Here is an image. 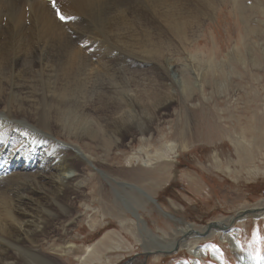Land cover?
<instances>
[{
	"label": "bare ground",
	"instance_id": "obj_1",
	"mask_svg": "<svg viewBox=\"0 0 264 264\" xmlns=\"http://www.w3.org/2000/svg\"><path fill=\"white\" fill-rule=\"evenodd\" d=\"M238 1L233 0V4ZM223 2L57 0L56 5L66 18L61 21L47 1L0 0V264H54V260L39 256L41 243L35 237L48 231L50 223L59 218L60 209L68 213L65 203L83 185L74 182L79 164L91 166L93 172L89 176L100 175L127 203V213H132L136 226L131 235L141 241L146 253L176 255L187 247L199 254L203 249L193 232L201 238L223 234L231 240V229L237 220L247 216L264 218L262 198L200 230L179 220L178 227L171 228L175 236L165 230L156 234L134 203H138V195L143 196V201L152 202L155 210L161 212L157 199L137 184L120 181L96 167V157L89 150L90 145L96 146L105 157L101 161H106L126 138L130 142L140 135L141 141L149 140L151 126L159 123L164 111L178 99L189 100L198 93L209 100L225 88H235L216 75H207L216 65L213 56L188 50L185 61L174 57L182 48L185 51L186 42L198 40L206 17L211 11L215 14ZM240 8L244 19L248 7L241 3ZM233 52L239 54L238 48L234 47ZM238 57L245 65L246 59ZM248 61L259 65L253 55ZM148 66L155 68L167 91L158 90L151 80L146 84L139 70ZM135 74L137 79H133ZM112 84L118 86L110 89ZM208 88L211 90L206 92ZM94 111L99 112L96 120L91 114ZM61 131L86 142V149L78 143L60 141L56 134ZM175 146L172 142L164 144L153 154L142 147L146 163L167 160L164 158L168 155L164 154L173 152ZM135 158V153L131 154L128 162ZM51 206L58 207L57 214L50 213ZM119 222L125 226L126 221ZM104 237L107 238L84 249L79 256L83 258L79 260L81 264L91 259L100 261L97 255L103 246V250L120 248L118 241ZM104 239L110 240V245ZM62 247L69 253L77 246L68 241ZM237 256V264H264V254ZM117 259L115 255L113 260Z\"/></svg>",
	"mask_w": 264,
	"mask_h": 264
},
{
	"label": "rangeland",
	"instance_id": "obj_2",
	"mask_svg": "<svg viewBox=\"0 0 264 264\" xmlns=\"http://www.w3.org/2000/svg\"><path fill=\"white\" fill-rule=\"evenodd\" d=\"M222 1L215 14L211 11L210 17H206L208 20H205L198 40L191 44L186 42L184 52L182 48L177 51L179 55L173 54L181 61H185L188 50L202 51L204 57L213 56L216 67H211L207 75H216L235 88H225L209 100L198 93L189 100L178 99L164 111L161 121L151 126L149 140L141 141L140 135L130 142L126 138L121 147L112 150L106 161H101L104 156L96 146L87 147L96 157V167L120 181L137 184L157 199L161 212L155 210L152 202L143 201V196L138 195V203H134L156 234L164 230L169 235L174 234L172 229L178 227L176 222L179 220L182 224H193L194 230H200L264 198V0H239L237 4H233V0ZM241 3L248 7L244 10V19L241 17ZM177 40L173 43L179 44ZM234 47L239 50L237 55L246 59L245 65L234 52L231 54ZM29 51L33 52L32 49ZM251 55L259 62L258 66L249 63ZM139 71L146 78V84L151 80L158 90L167 91L168 87L158 78L155 68L142 67ZM133 79H137L136 74ZM112 86L110 89L118 84ZM208 90L211 89L206 92ZM96 113L99 112H91L95 120ZM56 137L60 141L78 143L86 149V142L73 139L63 131ZM171 142L176 148L164 154L168 155L164 158L168 161L159 159L146 163L147 156L142 147L153 154L156 148ZM132 152L137 158L130 163L128 157ZM78 168L74 182L83 185L76 191V196L65 203L68 213L60 209L59 218L50 223L48 231L35 237L41 243L39 249L42 252L38 255L46 261L81 264L79 260L83 258L80 259V254L88 245L107 238L104 235L118 241L120 248L103 250L106 248L103 246L97 255L101 257L100 261L91 259L84 264H125L126 261L129 264L134 258H137L134 264H237V253L254 257L264 254V218L257 216L237 220L231 229V240L223 234L201 238L200 234L193 232L200 238L198 244L201 243L199 247L203 251L199 254L187 247L176 255L146 253L141 241L137 242L131 235L136 232V226L132 222V213H127V203L100 175L89 176L93 172L91 166L79 164ZM57 208L51 206L50 213L57 214ZM123 220L125 226L119 222ZM68 241L75 242L77 247L65 253L62 246ZM104 243L110 245V240L104 239ZM151 245L156 246L155 243ZM115 255H118L117 260H113Z\"/></svg>",
	"mask_w": 264,
	"mask_h": 264
},
{
	"label": "snow or ice",
	"instance_id": "obj_3",
	"mask_svg": "<svg viewBox=\"0 0 264 264\" xmlns=\"http://www.w3.org/2000/svg\"><path fill=\"white\" fill-rule=\"evenodd\" d=\"M54 6H55V5H54ZM57 14L60 15L59 12H58ZM60 19H61V20H64V19H66V18H65L63 15H60ZM69 19H70V18H69Z\"/></svg>",
	"mask_w": 264,
	"mask_h": 264
},
{
	"label": "water",
	"instance_id": "obj_4",
	"mask_svg": "<svg viewBox=\"0 0 264 264\" xmlns=\"http://www.w3.org/2000/svg\"><path fill=\"white\" fill-rule=\"evenodd\" d=\"M245 212V211H244Z\"/></svg>",
	"mask_w": 264,
	"mask_h": 264
}]
</instances>
